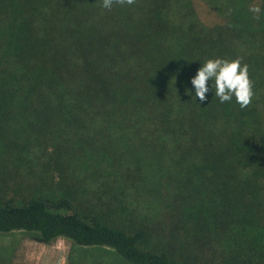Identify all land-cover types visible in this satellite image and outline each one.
<instances>
[{"label":"trees","instance_id":"obj_1","mask_svg":"<svg viewBox=\"0 0 264 264\" xmlns=\"http://www.w3.org/2000/svg\"><path fill=\"white\" fill-rule=\"evenodd\" d=\"M200 5L219 18L201 19ZM216 58L248 65L247 108L235 97L221 103L214 90L195 99L191 78ZM14 111L32 115L40 131L65 121L118 129L111 148L135 139L161 157L173 150L195 190V222L177 217L164 235L152 223L113 219L130 212L124 190L115 205L84 206L66 185H41L20 201L0 195V232L110 248L131 264H195V242L221 223L253 247L264 238V0H135L111 10L101 0H0V121Z\"/></svg>","mask_w":264,"mask_h":264},{"label":"rangeland","instance_id":"obj_2","mask_svg":"<svg viewBox=\"0 0 264 264\" xmlns=\"http://www.w3.org/2000/svg\"><path fill=\"white\" fill-rule=\"evenodd\" d=\"M199 14L208 23L218 17L206 5L199 6ZM118 133V129L99 126L78 128L65 121L40 131L29 113L8 114L0 121V195L20 201L37 186L57 189L66 185L77 193L84 206L104 201L115 205L114 195L124 190V195L119 196L130 212L119 214L121 217L114 214L113 218L123 225L152 223L165 235L172 223H178L177 217L182 225L193 224L195 219L189 209L195 190L180 165L175 167L170 154L173 150L161 157L159 148L152 152L153 142L135 139H130V146L109 147V136ZM208 230L195 242L200 249L195 264H264V238L256 239L253 247V239L249 242L232 238L222 223ZM96 262L131 264L110 248H81L63 237L46 242L36 232H0V264Z\"/></svg>","mask_w":264,"mask_h":264},{"label":"clouds","instance_id":"obj_3","mask_svg":"<svg viewBox=\"0 0 264 264\" xmlns=\"http://www.w3.org/2000/svg\"><path fill=\"white\" fill-rule=\"evenodd\" d=\"M134 3L135 0H101V6L109 10L114 4L133 5ZM249 11L254 14V19L258 20L262 9L258 4L254 3L250 5ZM209 81H212L211 89ZM190 83L195 90L194 97L195 99L198 98L200 103H204L207 100L206 94L210 90H214L215 97H218L221 103L230 101L235 97L241 109L247 108L254 96L249 67L247 64H242L241 58L233 60L207 59L197 69Z\"/></svg>","mask_w":264,"mask_h":264}]
</instances>
